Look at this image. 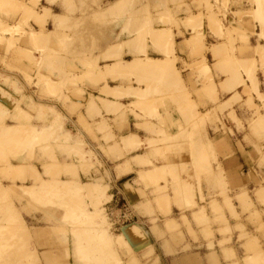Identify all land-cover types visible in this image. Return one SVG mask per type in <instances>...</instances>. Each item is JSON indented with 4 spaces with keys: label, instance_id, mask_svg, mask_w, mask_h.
I'll use <instances>...</instances> for the list:
<instances>
[{
    "label": "rangeland",
    "instance_id": "1",
    "mask_svg": "<svg viewBox=\"0 0 264 264\" xmlns=\"http://www.w3.org/2000/svg\"><path fill=\"white\" fill-rule=\"evenodd\" d=\"M50 1L53 3L60 2L58 10L61 16H52L49 10L44 9L40 5L39 0H28L26 2L0 0V126H32L36 128L38 135L37 138H32L28 133L19 129L17 133L13 134L12 138L9 133L5 135L6 133H2L0 129V169H3L0 170V173L9 175L11 172L12 174H19V171H24L23 173L33 176L27 169L31 166L22 165L25 168L17 172L11 169V166H14L11 164H30L35 160H43L45 162L41 171L45 176L57 182L61 190H58L56 195H51L53 201H48L43 206H49L59 215H62L59 220L61 229L57 231L56 235L61 247L63 246L60 244V238L64 241L66 240L67 243L69 241L71 248L74 239L72 250L74 263L160 264L156 258V249L160 247L161 243L165 242L166 245L171 243L175 248H178L184 243L186 236L193 241H197V235H199L208 241L207 247L212 248L215 237L209 231V217H206L205 222L202 219L201 221L198 220L199 224L196 226L198 232H193L191 222L189 221V224L185 216L180 215L179 221H176L177 224L172 227L166 225V231L163 232L160 225L167 218L166 216L169 215L165 211V206L172 203L179 207L182 204L187 210L196 209L199 211V216H205L206 204L209 209L214 210L213 204L217 205L215 200L219 197L224 201L222 205L226 204L228 207L232 206V200L240 205H251L249 199L248 203L237 201L235 195L232 200L228 199L225 195L226 182L220 168L213 177V184L219 189L221 195L219 194L217 197H204L201 195L202 187L209 186L207 173L210 172V163L205 153L207 152L205 141L209 138L210 133L223 134L224 136L227 131L232 133L225 124L227 122L234 123L238 132H245L246 130L249 133L250 145L253 147L255 154L251 157L257 158L255 160L257 167L259 165L264 166V57H261L255 49L253 50L257 60L253 58L251 62H253L254 72L257 76L258 90L263 93L262 97H257L253 87L252 89H246L245 92L243 86L241 92H239L240 89L234 91L225 104H220L218 100H210L206 96L208 98L207 102L212 104V107L200 113L196 111L197 106L190 99L189 90L183 87L181 81L179 85L175 83L171 89V85L162 82L164 75H138L139 77H136V73L131 72L137 69L136 64H133V66L130 65L128 67L129 73H119V78L122 81L129 82L128 89L132 86L130 81H134L137 86H145L146 95H137L134 92L128 93L126 91L124 95L133 98L135 100L134 103L128 106L110 105L104 109L102 100H107L109 94L104 93L105 90L97 89L96 86L104 77L113 79L115 72L109 66H106L105 70L98 68V62L102 60L101 58L99 60L98 56L100 38L105 39L108 37L115 21H120L121 33H127V36H132L131 41H122L120 48L121 57L124 55L123 49L129 47L126 43L130 42L135 50L134 52H127V54H132L133 58H137V60L146 59V45L148 42L154 47L155 53L162 54L163 58L173 65L176 61H180L177 58L176 51H172L175 46V38L179 34L173 35L171 33V28L177 29L178 14L173 13V16H171L167 7L170 3H178V1L144 0L145 3L143 5L138 4L137 12L130 11L129 5L123 3L121 8L118 9L116 16H114L112 9L109 8L110 4H105L106 10L103 11V6L97 0ZM150 1L156 2L160 10L156 16L149 14ZM261 2L264 12V0ZM258 4L256 0H204V3L199 7V10L203 11V15L200 12L198 16L203 19L214 14L216 18L211 16L208 21H217L220 24L222 23V27L230 28L235 38L232 45L245 44L248 50H252L250 47L255 45L263 49L262 54H264V14L261 12L263 18H257ZM183 6L178 4V12H181V9H185V6ZM254 6H256V9L252 10ZM251 10L254 19L260 25L258 26L259 28L256 26L255 20L245 24L246 19H251ZM186 12L188 16L192 14L189 11ZM49 21H51V25L48 28L46 23ZM156 21L168 25L169 30L155 31L153 28ZM232 26H235L238 30H233ZM34 27H36L37 33ZM47 29L51 31H47ZM213 30L220 32L222 29ZM200 37L197 35L192 38L189 46L195 50H201L203 43ZM222 37L224 38V36ZM157 40H159V43H157L161 50L164 51L166 48H170L171 51L167 53L160 52L154 44ZM223 41L226 42L225 39ZM262 43L263 47H259V44ZM171 45L172 47H169ZM113 49V47L107 45L105 51L107 59L120 58L117 57L119 56V49L117 52ZM221 50L223 49L216 48L217 52ZM208 51L205 47L201 54L190 55L188 58H204V54ZM230 61L232 62L231 58L226 60L227 63ZM117 63H119V66L126 64L122 59L118 60ZM203 67L207 66L202 64L200 68L209 77V72H206ZM184 68L189 69V72H195L191 66L184 65ZM217 69V67L214 68L215 71H218ZM245 71L247 78L251 82L250 77L252 75L248 76V69ZM176 72L179 77L180 69H177ZM233 72L238 73L235 70ZM201 75L199 70L197 76ZM230 77L225 83L228 89L233 90L240 85H244V80L240 75L235 83L232 82L233 79ZM166 78L171 77L166 76ZM197 78L199 79V77ZM202 82H204L203 78ZM231 85H234V88H230ZM89 88L96 92L95 96L91 95V93L85 98V89ZM166 89L170 92H167ZM209 89L210 94L215 97L216 91L213 83H210ZM169 93L174 94L176 97L165 99L164 95ZM181 101L184 102V106H182ZM167 103L175 106L176 113L181 119L178 127L190 128L191 132L180 131L175 137L166 135V129L171 124L170 114L165 109ZM236 108L238 110H246L247 116L243 121L237 119ZM18 111H22L24 114L22 120L15 116ZM134 111L141 113L142 119H146L148 122L142 127H148L147 131L150 139L147 141V147L151 152V157L158 159L162 164L167 162V165L156 168L155 163L149 164L147 175L143 176L141 180L133 181V185H142L143 187L142 191H136L140 200H137L132 195L133 189L129 185H126L127 188H124L122 193L118 192L117 196L120 197L119 199L126 201L135 215V220L125 226H140L146 237L134 241L123 242L122 240V242H119L118 236L122 229L115 231L111 228L110 217L106 214L105 208V204L111 199L109 196L111 191L110 170L115 165L112 161L115 160L114 146L117 144V139L114 137L112 129L115 126L119 128L127 126V116L130 113L133 114ZM74 116L76 120L73 123L72 118ZM134 117L136 119L139 118L135 114ZM53 118L64 120L62 127L60 129L54 128L51 130L50 136L43 139L41 136L42 128L39 127L44 129L50 121L54 120ZM71 124H75L78 127H70ZM243 125L245 126L243 127ZM195 135L198 139L196 142H200V138L204 139V142L196 143L193 141ZM207 145L211 150L209 141ZM20 146L22 149H20ZM16 147H18V150L15 149ZM7 148L9 152L8 150L6 152ZM2 150L6 157L1 152ZM201 150H203L204 155H200ZM118 155L124 156L121 151H119ZM211 156L214 160L217 158L213 152ZM1 157H5V160H2ZM189 158H192L193 161L195 160L198 175L193 173L194 162L192 164L186 163ZM103 159L111 161V163H103ZM169 159L171 160L170 164L168 163ZM118 169L115 170L116 175L120 173ZM47 171H52V174H47ZM61 181H66L67 184L75 181L97 183L102 186L106 195L104 198L97 193L92 194L95 195L92 196L86 192L84 187L80 192L70 194L65 190L66 185H62ZM201 184L203 185L202 187ZM194 185L199 192V204H203L200 209L194 198ZM260 187H264V181L255 185L253 189ZM5 190L12 199L21 204V199L17 195L7 189ZM258 190L263 191V194L256 197L255 192ZM168 193H172V200L167 198L166 194ZM251 193H254L257 201H264L263 189H257L256 191H251ZM240 194L247 195V191H241ZM30 197L34 199L32 195ZM100 197L101 200H97ZM46 198L48 199L47 196L42 195L39 196L38 200H34L37 201L38 205ZM207 200L208 202H206ZM161 201H163L164 208ZM5 202L2 200L0 205ZM7 209L6 204L0 210V248L2 245V251H4H0V264L4 261L3 254L6 253L7 255L8 250L11 249L9 247L13 248L15 243L17 244L21 238L17 228L8 225L6 220H4L3 216ZM21 211L24 210L21 208ZM21 211L19 209L18 213L20 214ZM101 211L106 222V225H104L105 232L103 231L102 234L100 230L95 231V227L91 223L99 215V212L101 214ZM87 213L93 216L89 218L90 220L92 219L89 223L87 222L89 219L86 218L89 216L85 215ZM220 213V209L214 210L216 218L213 224L218 228L217 233L222 235V238H225L224 236L228 234L226 240L223 239L217 242L218 247L223 248L231 242V235L230 230L226 228L224 215L221 214L220 219L218 218ZM140 215L145 217V220L140 219ZM236 229L241 231L240 228ZM240 236L239 234V241L242 239ZM152 239L157 244L151 243ZM2 242L4 245L6 243L11 244H8L9 247L7 245L3 247ZM28 245L26 244L25 247ZM17 247L19 248L20 246H15V249ZM25 247L23 251H27L28 247ZM188 249L189 247L186 244L180 250L186 251ZM222 251L226 254L224 250ZM65 252H67L66 255L69 254L66 246Z\"/></svg>",
    "mask_w": 264,
    "mask_h": 264
},
{
    "label": "crops",
    "instance_id": "2",
    "mask_svg": "<svg viewBox=\"0 0 264 264\" xmlns=\"http://www.w3.org/2000/svg\"><path fill=\"white\" fill-rule=\"evenodd\" d=\"M21 1L26 2L28 0H19V2ZM177 1L178 3L172 2L167 7L171 16H173V13L178 14L176 23L177 29L171 28V33L173 35H176L177 33L179 34V36H176L175 38V46L172 48V51H176L177 58H179L180 61H176V63H174L171 67L176 70L180 69L179 80L181 81L183 87L189 90L188 93L191 95L190 99L193 101L194 105L197 106L196 111L202 113L212 107V104H209L207 102L208 98L213 101L218 100L220 101V104H225L231 98L230 95L237 89H240L239 92H241L243 86L245 92L246 89H252L251 82L247 78V74L245 73L246 69L244 68V66L247 65L249 66V68L251 67L254 70V65L251 60L253 58L256 59V56L253 54V50L255 49V51H257L258 53L259 51L263 53V49L252 45L250 47L252 50H248L246 49V45L241 43L237 44L236 46L232 45V42L235 41L233 31L230 28H225V26L222 27L221 32L213 30L209 26L208 20L211 16L215 17L214 14L209 15L203 19L202 17L198 16L200 12L203 15V11H200L199 7L204 3V0ZM97 2L101 3V5L103 6V11L106 10L105 4H110L109 8L114 12V16L118 14V9L121 8L123 3H125L126 5L128 4L129 10L132 12H137L139 3L141 5L145 3L144 0H97ZM39 3L44 9L49 10L52 16H61V13L58 10L60 2L53 3L50 0H39ZM150 3L151 4H149L148 9L149 14L156 16L160 11L158 6L156 5L157 3L154 1H150ZM178 4L180 6L181 4L184 5L186 10L181 9V12H178ZM254 8L256 9V6H254L252 10ZM252 10L250 15L251 19H246L245 24L247 22L251 23L255 20L252 14ZM186 11H189L192 14L188 16ZM197 22L199 23L197 24ZM254 22L257 24V27L260 26L258 25L259 23L257 22V20H255ZM50 25L51 21L46 23V26L48 28ZM34 29L37 33L36 27H34ZM153 29L155 31H167L169 30V26L156 21ZM232 29L238 30L235 26H232ZM47 31L51 30L47 29ZM110 31L111 33L109 34V36L105 39L101 37L98 44L99 60L100 58L102 59L98 62V68H100L101 70H105L104 68L106 66L112 67L115 75L113 79L104 77L101 81L98 82L96 88L99 90H105L104 93L109 94L107 96V100L114 102L116 105L119 104L122 106H128L129 104L134 103L135 100L128 95H124V93L127 91L128 93L134 92L137 95H146V88L143 85L137 86L134 81H130L132 82V86L130 87V89H128L129 82L122 81L119 78V73H124L121 68L127 66V64L129 65L134 60H137V58L134 59L132 54H127V52H134L135 50L133 49V45L130 42L126 43L127 45H129V47L123 49L124 55L121 57L120 48L122 41H131L132 36H127V33H121L120 21H115L114 27ZM197 35L201 36V42L203 43L201 50H195L189 46L191 39L196 37ZM222 36H224V38ZM223 39H225L226 42H224ZM157 42L159 43V40H157L154 44L160 52L162 51L163 53H167L168 51H171L170 48H166L167 51L161 50V48L158 47ZM107 45L113 47V50L115 52H117V50L119 49V56L117 57L120 58H116L113 60L107 59L105 56ZM146 46L147 58L151 60V62H162L165 60L162 54L154 52V47L151 46L150 43L147 42ZM169 47H172V45ZM205 47L209 51L204 54V58H188V56L190 55L194 56L195 54H201ZM259 47H263V43L259 44ZM216 48L223 50L217 52ZM260 56L264 57V54ZM230 58L232 59V62L230 61L229 63H227L226 60H229ZM120 59H122V61L126 64L123 66H119V63H117V61ZM202 64H205L208 67L209 77L206 76L200 68ZM184 65L191 66L193 70H195V72H189V69L184 68ZM150 66L154 67L155 65L154 63H152ZM215 67L218 68V71L214 70ZM199 70L202 74L201 76H197V74H199ZM233 70L238 71L239 75L244 80V85H240L232 90L228 89L225 86V83L232 74ZM163 77L164 78L162 82H166V84L171 85L170 88L172 89V86L176 83V81H174L175 79L166 78V76ZM197 77H199V79ZM202 78L204 82H202ZM255 78L257 81L256 75ZM210 83L214 84L216 91L215 97L210 94ZM105 85L107 86L105 87ZM111 89L114 92L112 94L109 91ZM156 90L157 92H159L158 89ZM166 90L167 92H170L168 91V89ZM95 93L96 92H94L90 88L85 89L84 97L87 98L89 94L95 96ZM260 93L263 95L262 92ZM175 97L176 96H174V94L172 93L164 95L165 99ZM157 98L159 97L157 96ZM181 104L182 106L185 105L182 101ZM142 105H144V103H142ZM165 109L170 114L171 123L170 127L166 129V135H168L169 137H175V135H178L180 131H186L187 133L191 132L190 128L184 129L183 127H178V123H181V119L176 113L175 106L167 103L165 105ZM236 112L237 119L241 121H243L247 116L246 110H238L236 108ZM134 114L139 118L136 119L134 117ZM72 120L74 123L76 117L74 116ZM146 123L148 122L146 119H142L141 113L134 111L133 114L130 113V115L127 116V126H123L121 128L115 126L112 129L113 135L117 139V144L114 146L115 160L112 161V163H114L115 165L110 170L111 191L109 196L111 199L105 204L107 215H109L115 209L114 200L115 198H120L117 196V194L118 192L122 193L124 188H127L126 185L132 187V195L135 196L137 200H140L139 194L136 191H142L143 187L142 185H133V181L141 180L143 176L147 175L150 167L148 166L149 164L155 163L156 168L167 165V162H165V164H162V162H159L158 159H153L151 157V152L147 147V141L150 139V135L147 131L148 127H142ZM171 125H173L174 127ZM225 126H227L232 133L227 131L225 136L223 134L210 133L209 138H207L205 141L207 149V152L205 153L208 156L210 163V172L207 173L209 186L202 187L203 185L201 184V195H203L204 197H217L219 194L221 195L219 189H217V187L213 184V177L216 175L218 169L220 168V170L222 171V176L224 177L226 182L225 195L228 197V199L232 200L234 195L237 196L241 193V191L246 190L248 195L247 197H249L251 205H240L236 201L232 200V206L228 207L226 204L222 205L224 201L220 197L215 200L217 202V205L215 206L213 204L214 210L220 209L221 213L218 215V218L221 216V214L224 215V218L226 220V228L227 230H230L231 235V242L226 244L223 248H219L217 242H220L223 239L226 240L228 238V234L224 236L225 238H222L223 236L217 233L218 228L213 224V221L216 218V214H214L213 209H209L207 207V204L205 216H199V211H197L196 209L190 211L187 210V208L183 207L182 204H180L179 207L173 205L172 203L165 206V211L169 215L166 216L167 218L160 225V228L163 232L166 231V225L172 227L174 226V224H177L176 221H179L180 215L185 216L188 223L189 221L191 222L193 232H198V229L196 228V226L199 224L198 220L201 221L202 219V221L205 222L206 217H209V231L213 233L215 241H213L212 243V248H208V241L201 238L199 235H197V241H193L186 236L184 243L178 248H175L171 243H168V245H166L165 242H162L158 249L154 247L157 250L156 258L160 262V264H264V201H257L254 197V193H251V191H256L257 189L264 190V187L253 189L255 185H258L261 181H264V166L259 165L257 167L255 162L257 158L251 157L255 154L253 151V147L250 145L251 140L249 139V133L246 130L245 132H238L237 127L234 123L227 122ZM244 126L245 125H243V127ZM70 127L78 126L75 124H71ZM197 140L198 139L195 135V139H193V141L196 142ZM208 141L211 144V150L208 148ZM200 142L203 143L204 139L200 138ZM119 151H121L124 156H119ZM212 152L217 157L215 160L211 156ZM191 159L192 158H189L186 163L192 164V162H194L193 173H195V175H198L199 173L195 165L196 162L195 160L193 161V159ZM170 161L171 160L169 159V164ZM104 162L107 164L111 163V161H107L106 159H103V163ZM44 163L45 162L43 160H35L30 164H11L25 166L29 165L34 167L38 172L37 178L39 180H42L43 182H46L44 184L42 182H39L36 177L31 176L28 173H23L24 171H19V174L9 175L0 173V185L4 189L13 192L15 195H17L18 198L21 199V204H19L15 199H12V197H10L12 205L17 211H19V209L21 211V208L24 210L21 211L20 216L23 219L26 227L30 231V240L28 243L29 245L27 251H20V253L17 254H3L4 261L2 262V264H84L83 262L74 263L73 261L72 250L74 246V239L72 248L69 245L70 242L68 241L67 243V241H64L62 238H60V244L63 247L59 246V240L56 233L59 229H61L59 220L61 219L62 215H59L49 206H43L46 205L48 201H53L51 195H56L58 193V190H61L58 187L57 182H55L50 177L45 176L41 171ZM117 168H119L118 170L120 172L118 175H116L115 173V170H117ZM46 173L52 174V171H47ZM62 182L63 181H61V183ZM160 186L162 185L160 184ZM194 189V198L196 204L200 209L201 207H203V204H199V192L195 185ZM30 195H32V197H34V199L36 200H38L39 196L42 195L47 196L48 199H44V203L41 202L37 205V201L31 199ZM166 196L168 199L172 200V193H168L166 194ZM163 201H161L162 205ZM206 202H208V200ZM139 217H141L140 219L145 220V217L141 215ZM236 228H240L241 231L237 230ZM239 234L242 238L240 241L238 240ZM151 243L157 244L155 243L154 239L151 240ZM186 244L188 245L189 249L186 251H181V247ZM65 246L67 247L70 256L69 254L66 255L67 252H65ZM222 250H224L226 254H224Z\"/></svg>",
    "mask_w": 264,
    "mask_h": 264
},
{
    "label": "bare ground",
    "instance_id": "3",
    "mask_svg": "<svg viewBox=\"0 0 264 264\" xmlns=\"http://www.w3.org/2000/svg\"><path fill=\"white\" fill-rule=\"evenodd\" d=\"M259 4H258V6H257V18H263V15L261 14V12L264 14V12H263V5H261L262 4V0H256ZM209 26L212 28V29H222V26H221V24L219 23V22H217V21H210L209 22ZM220 32H221V30H220ZM263 32H264V30H263ZM259 53H260V55H262V53L259 51ZM261 57H263V56H261ZM152 63H154V67H151L150 65L152 64ZM133 64H136V66H137V69H136V71H131V72H134V73H136L135 75H136V77H139L138 75H151V76H156V75H159V76H161V75H164V76H168V77H171V78H173V79H175L174 81H176V84L177 85H179V83H180V80H179V77H178V74H177V72H176V70L175 69H173V67H171L172 65L171 64H169V62H167L166 60H164V61H156V62H151V60H149L148 58H146V59H144V60H141V59H138V60H134L132 63H130L129 65L127 64V66H124V67H122L121 69H122V71H124V73H129L128 72V70H129V68L128 67H130V65L131 66H133ZM170 65V66H169ZM204 69H205V71L206 72H209V69L207 68V67H203ZM244 68L247 70L248 69V72H249V74H248V76H251L250 78H251V83H252V87H253V91L257 94V97L259 96V97H262V94L258 91V87H257V82H256V80H255V77H254V70H253V68H249V66H244ZM239 77V73H237V72H233L232 74H231V77L230 78H232L233 79V81L232 82H236L237 81V78ZM238 83H240V81H238ZM110 88V87H109ZM230 88H234V85H231V87ZM110 92H111V94L112 93H114L113 92V90L111 89V90H109ZM114 95V94H113ZM103 102H102V106L104 107V109L105 108H107L108 106H110V105H113V106H115L116 104L114 103V102H112V101H110V100H102ZM119 105V104H118ZM26 114V113H25ZM61 115V114H60ZM15 116L17 117V118H19V119H21L22 120V118L24 117V114L22 113V111L21 112H17V113H15ZM62 118H64V117H62ZM54 119V118H53ZM64 120H62L61 121V119L60 120H56V119H54L53 121H50V123L43 129V127H39V128H42V138L43 139H45V138H47L48 136H50V133H52V131L51 130H53L54 128H56L57 127V129L59 128H61L62 127V122H63ZM1 128V132L2 133H6L5 135H7V133H9L10 135V137H12L13 138V134H15V133H17L18 132V130L19 129H22L23 131H25L26 133H28L29 135H30V137H35V138H37L38 137V135H37V131H36V128L35 127H32V126H24V127H19V125H7V126H5V125H2V126H0ZM20 132V131H19ZM44 133V134H43ZM21 135V134H20ZM24 135H25V133H24ZM23 135V136H24ZM64 135V134H63ZM7 137V136H6ZM18 139V138H17ZM22 139H23V137H22ZM2 140H3V138H2ZM19 140V139H18ZM69 140V139H68ZM21 141V140H20ZM19 143V142H18ZM13 144V143H12ZM18 147H19V145H17ZM22 146V145H21ZM21 146H20V149H22L21 148ZM65 146H67V145H65ZM2 147V146H1ZM4 147V146H3ZM14 147H15V145H14ZM18 147H16L15 149H17ZM23 147V146H22ZM25 147V146H24ZM75 147V146H74ZM76 147H78V146H76ZM83 148V147H82ZM2 149V148H1ZM5 149V148H4ZM9 149H10V147H9ZM15 149H14V151H15ZM19 149V150H20ZM75 149V148H74ZM7 150H8V148L6 149V152H7ZM18 150V149H17ZM16 150V151H17ZM202 152H200V155H204V152H203V150H201ZM3 154H4V151L2 150L1 151ZM8 152H9V150H8ZM11 152H12V147H11ZM10 152V153H11ZM16 153V152H15ZM83 153H85V152H83ZM14 154V153H13ZM199 154V153H198ZM5 155V154H4ZM15 155V154H14ZM5 157H6V155H5ZM5 157L4 158H2V160L4 159L5 160ZM204 157V156H203ZM9 168V167H8ZM25 167L24 166H22V165H14V166H11V169L12 170H16L17 172L19 171V170H22V169H24ZM27 169H29V171L32 173V175L34 176V177H38V172H37V170L34 168V167H28ZM0 170H3V169H0ZM5 170V169H4ZM32 170V171H31ZM5 172V171H4ZM11 174H12V172H11ZM15 174H18V173H15ZM38 179V178H37ZM38 181L39 182H42L43 184L44 183H46V182H43L42 180H39L38 179ZM62 185H66L65 186V190L67 191V192H69L70 194H73V193H75V192H80L81 191V189L84 187L85 188V190H86V192L87 193H89L90 195H92V194H95V193H97V194H99V195H102V197L104 198V196L106 195L105 194V192H104V189L102 188V186L101 185H99V184H97V183H91V182H88V183H85V184H81L80 182H77V181H75V182H72L71 184H67L66 183V181L65 182H62L61 183ZM73 184V185H72ZM69 185H72V186H69ZM17 187V186H16ZM65 190H64V192H65ZM60 192V191H59ZM61 193V192H60ZM79 195H80V193H78ZM255 194H256V197H259V196H261L262 194H263V191H257V192H255ZM88 195V194H87ZM78 196V195H77ZM76 196V197H77ZM83 196V195H82ZM81 196V197H82ZM92 196H95V195H92ZM236 197V199H237V201L239 200V201H241V202H246V203H248V197H247V195L246 194H239V195H237V196H235ZM93 199V198H92ZM2 200H4V201H6L5 203H3L2 205H0L2 208H3V205H6L7 204V207H8V209H7V211L5 212V214H4V220H6V222L8 223V225H11V226H13L14 228H17V231H18V233L21 235V238H20V240H19V242L16 244L15 243V245H14V243H12V245H14V249L12 248V247H9V245L11 244H9V243H6V245L9 247V248H11L10 250H8L9 252L8 253H14V254H17V253H20V251L21 252H25V251H23V248L25 247V245L26 244H28L29 243V238H30V231H29V229L26 227V225H25V223H24V221H23V219L21 218V216H20V214L18 213V211L13 207V205H11L12 203H11V199H10V196L8 195V193L6 192V190L0 185V202L2 201ZM74 200V199H73ZM97 200H101V197L99 198V199H97ZM94 201H96V200H94ZM50 204H53V203H50ZM72 204V203H71ZM94 205H96L95 203H94ZM98 205V204H97ZM1 207H0V210H1ZM4 207H6V206H4ZM97 207V206H96ZM84 209V208H83ZM99 211V210H98ZM93 213V212H92ZM91 214V213H90ZM97 214V213H96ZM83 215V214H82ZM85 215H87V216H89V217H86V218H92L93 216H91V215H89V213H87V214H85ZM85 215H83V216H85ZM94 215H95V213H94ZM92 220V219H91ZM90 219L87 221L88 223H89V221H91ZM91 223L93 224V226L95 227V231H97V230H100L101 231V234H102V232L104 231L105 232V227H104V225H106L105 223V220H104V217L102 216V211H101V214H100V212H99V215H97L94 219H93V221H91ZM90 223V224H91ZM89 224V225H90ZM87 226V225H86ZM91 226V225H90ZM92 226V227H93ZM111 228L114 230V228L111 226ZM92 229V228H91ZM94 229V228H93ZM120 229H122V231H121V233L119 234V239H118V241L119 242H122V240H123V242H125V241H133V240H135V239H139V238H143V237H145V232L143 231V229L140 227V226H138V225H128V226H122ZM115 231H118V230H115ZM32 241V240H31ZM26 243V244H25ZM2 244H3V247L4 246H6V245H4V243L2 242ZM9 244V245H8ZM23 244H25V245H23ZM32 244V243H31ZM17 245H19L20 247L18 248H16L15 249V246H17ZM28 247V246H27ZM27 247H25V248H27ZM7 248V247H6ZM22 248V249H21ZM88 248V247H87ZM1 250V252H4V251H2V245H1V248H0ZM8 249V248H7ZM28 249V248H27ZM6 250V249H5ZM24 250H26V249H24ZM90 250H91V248H90ZM6 252V251H5ZM117 258V257H116Z\"/></svg>",
    "mask_w": 264,
    "mask_h": 264
},
{
    "label": "built area",
    "instance_id": "4",
    "mask_svg": "<svg viewBox=\"0 0 264 264\" xmlns=\"http://www.w3.org/2000/svg\"><path fill=\"white\" fill-rule=\"evenodd\" d=\"M115 209L109 214L111 226L114 230L135 220V215L130 206L123 199L115 198ZM114 212V213H113Z\"/></svg>",
    "mask_w": 264,
    "mask_h": 264
}]
</instances>
